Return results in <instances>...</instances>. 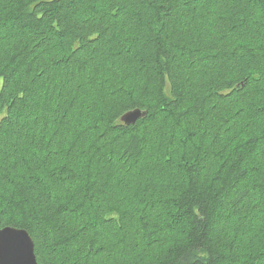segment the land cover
I'll return each mask as SVG.
<instances>
[{"label": "trees", "instance_id": "1", "mask_svg": "<svg viewBox=\"0 0 264 264\" xmlns=\"http://www.w3.org/2000/svg\"><path fill=\"white\" fill-rule=\"evenodd\" d=\"M0 227L38 264H264V0H0Z\"/></svg>", "mask_w": 264, "mask_h": 264}, {"label": "water", "instance_id": "2", "mask_svg": "<svg viewBox=\"0 0 264 264\" xmlns=\"http://www.w3.org/2000/svg\"><path fill=\"white\" fill-rule=\"evenodd\" d=\"M147 111L135 109L124 114L121 122L135 125L147 116ZM0 264H38L35 242L25 229L0 227Z\"/></svg>", "mask_w": 264, "mask_h": 264}]
</instances>
